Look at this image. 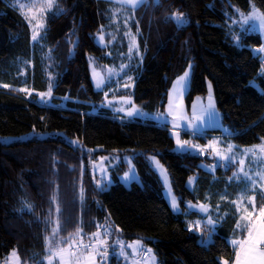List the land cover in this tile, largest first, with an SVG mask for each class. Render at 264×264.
<instances>
[{
	"label": "trees",
	"instance_id": "16d2710c",
	"mask_svg": "<svg viewBox=\"0 0 264 264\" xmlns=\"http://www.w3.org/2000/svg\"><path fill=\"white\" fill-rule=\"evenodd\" d=\"M12 2L0 0V83L45 90L52 81L55 104L0 87V136L33 130L64 132L80 138L85 147H100L97 154L133 152L141 183L127 187L116 175L108 188H100L90 171L88 153L60 134L0 141V261L15 250L21 264H46L48 255L74 237L87 238L113 223L124 238H142L160 264H223V260L232 264L236 249L227 234L234 231L236 215L227 217L223 232L208 245L200 243L199 235L187 226L185 212L172 210L148 157L156 155L168 169L183 209L188 199L197 200L187 185L190 176L199 174L201 199L211 187L222 192L225 181L211 186L212 175L200 166L202 157L176 152L168 126L127 120L106 109L96 111L104 92L94 88L89 56L99 63L112 62L108 48L95 38L104 27L116 28L115 4L57 0L62 12L54 6L34 41L28 21ZM252 4L264 13V0H160L159 6L149 2L132 9V28L143 53L134 89L136 103L150 110L164 109L174 81L192 64L187 101L205 95L210 80L231 139L242 146L264 140V71L260 54L253 51L263 38L257 32L237 29L235 33L230 25L234 6L248 11ZM176 12L190 22L178 27L167 19ZM116 30L120 35L113 49L125 51L124 32ZM112 36L108 34L107 40ZM62 97H68L65 104ZM54 194L56 203L51 199ZM114 260L111 256L109 264Z\"/></svg>",
	"mask_w": 264,
	"mask_h": 264
},
{
	"label": "rangeland",
	"instance_id": "374dc122",
	"mask_svg": "<svg viewBox=\"0 0 264 264\" xmlns=\"http://www.w3.org/2000/svg\"><path fill=\"white\" fill-rule=\"evenodd\" d=\"M113 2L115 5L113 7L112 22L118 30L124 32L123 34L127 40V49L125 51L120 49L115 51L113 49L120 32L117 33L116 28L112 24L108 28L104 27L96 35V42L108 48V56L112 58L111 63H99L93 56H89V67L94 88L104 92V99L96 107V111L106 109L114 116L127 120L148 121L161 126H168L175 140L174 149L176 152H189L202 157L200 166L212 175L211 186L225 181L224 188L220 192L218 187H211L209 192L205 193L204 199H201L199 174L190 176L189 179L195 177V182L189 183L188 179L187 185L195 193L197 200L188 199L184 209L180 204L179 197L174 192L168 169L154 154L149 155L148 160L150 166L160 176L163 183L164 196L172 210L177 213L185 212L187 226L199 235L200 243L208 245L216 233L223 232L222 227L225 225L227 217L236 215L234 231H230L227 234V240L235 247L237 253V251L241 250L240 244L233 245L232 241L240 242L247 238L248 227H251L248 218H251L252 222L255 223L259 219V209L264 205V179H261V176H264V151L261 150L264 147V140L253 145L242 146L231 139L230 128L224 125L222 121V114L217 107L213 84L210 80L207 81L208 91L205 95L195 96L190 103L187 101V94L190 91L192 81V64L174 81L168 93V100L164 109L150 110L136 103L134 89L136 78L140 73L139 65L141 64L143 53L139 48L135 30L132 28V23L135 19L132 9L129 8L131 6L123 3V0H113ZM12 3L28 21L32 37L35 32L37 35L36 40H38L41 30L46 25V15L52 9H41L44 0H13ZM21 5L23 6L21 7ZM234 9L235 14L230 17V25L235 33L239 32L237 30L239 29L257 32L264 37V27H261L260 21L255 19V16L264 14L260 9L254 4L251 5L248 11H243L237 6H234ZM179 13L182 12H176V14ZM241 14L244 16L254 14V19L249 21L248 24H244ZM183 15L187 22L182 26H185L190 22V19L184 13ZM253 25L255 26L253 27ZM108 34L113 35L111 41L107 40ZM237 42L239 43V41ZM262 69H264V66H262ZM185 73H188V75L181 81L180 78L184 77ZM98 83L99 87H97ZM50 85L52 86L51 96H48ZM209 86H211V91ZM0 87L15 88L19 91L23 89V92L27 94H35L41 103L55 104V95L53 93L55 83L52 81L49 82L45 90H32L30 86L26 85L16 87L13 83L3 82L0 83ZM41 93L45 94L43 100L39 95ZM62 99L61 104H65L68 97H62ZM210 103L213 106L212 109L209 108ZM134 109L138 110V112L131 116L128 115ZM212 111L216 114L214 119L209 117V113ZM194 116L199 119H194ZM196 125H200L199 131L195 130L194 126ZM215 130H219L221 133L210 134V132ZM53 134H60L72 145L84 148L89 155L90 171L94 175L97 184L99 181L98 186L100 188H108L115 182L116 175L127 187H130L134 181L141 183V176L134 162L135 153L133 152L97 154L95 151L100 150V147H85L80 138L69 137L64 132L46 133L33 130L18 136H0V141L8 143L16 140L44 138ZM178 138L180 141L188 142L183 149L177 144ZM193 145L197 147H192ZM229 145L232 146L231 153L228 151ZM253 149L255 150L254 153L246 151ZM216 152H220L223 156L233 155L234 160L226 167H213L218 163L220 165L226 163L216 155ZM241 160L244 161L243 165L239 163ZM241 167H243L244 172L255 177L254 184L246 186L239 179L229 180L233 173L243 176V173L239 172ZM120 168H123V170L119 171ZM256 196H258V200ZM173 198H175L178 210L173 209ZM225 202L228 203L227 206ZM190 204L197 207L195 209L190 208ZM200 205H204L207 208V212L200 211ZM192 213H195V215ZM209 217L215 222L214 226L206 223ZM196 221H200L199 228L195 224ZM238 223L241 225L239 228L237 227ZM245 225H248V227H245ZM104 226L105 228L95 233L99 234L98 238L93 235L86 238L80 234L74 237L68 245L55 249L46 257V264H49V256H52L51 264H109L111 256L115 258L114 264H160L153 248L147 245L142 238L126 239L121 234L120 228L113 223H108ZM242 230H244L243 233L240 232ZM81 243L83 245H91V247H77ZM128 245H132V247H128ZM69 251H74L75 255L70 256ZM53 253H57V255H52ZM142 253L146 255L143 257L141 256ZM225 261H222L223 264ZM0 264H21L17 251L13 250L0 261ZM227 264L229 263L227 262Z\"/></svg>",
	"mask_w": 264,
	"mask_h": 264
},
{
	"label": "snow or ice",
	"instance_id": "6c2138e0",
	"mask_svg": "<svg viewBox=\"0 0 264 264\" xmlns=\"http://www.w3.org/2000/svg\"><path fill=\"white\" fill-rule=\"evenodd\" d=\"M151 2L154 6H159L160 0H123V3L129 4L132 9H136L146 3ZM23 5H21L22 7ZM55 6L56 11H61L62 9H59V6L57 4V0H44V3L41 5V9L47 8L49 10L53 9V7ZM243 17V23L244 24H248L249 21H252L254 19V14H249L248 16H244L243 14H241ZM167 19L169 20H174L178 27L182 26L183 24H185L187 21L184 18L183 13H179L176 14L174 13L172 16L167 17ZM255 19H258L260 21V26L264 27V14H260L258 16H255ZM255 25H253L254 27ZM33 40L37 39V35L34 32L33 34ZM131 51V49H130ZM258 52H264V46H262L261 48H259L257 50ZM262 71H264V69H262ZM188 73H185L184 77H181L180 80H184L185 77H187ZM99 83L97 84V87H99ZM51 85L49 86V92L47 93L48 96H51ZM210 87V91H211V86ZM23 91V89H22ZM41 99H44V95L43 93L39 94ZM209 108L212 109L213 106L210 103L209 104ZM138 110H133L132 112H129L128 115H133L135 113H137ZM215 112L212 111L209 113V117L210 119H214L215 118ZM194 119H199L198 117L194 116ZM202 123H206V122H202ZM196 131L200 130V125H196L194 126ZM75 143V142H73ZM188 142L187 141H180L179 138L177 139V144L178 146L183 149L184 145H186ZM192 147H197L195 145H193ZM262 151H264V147L261 148ZM215 151V149H214ZM228 151L231 153L232 151V146L229 145L228 146ZM246 151H252L253 153L255 152V150H246ZM216 155L220 157L221 160H224L226 163L224 165H220L219 163L214 165L213 167H220V166H227L228 164H230L233 160H234V156L233 155H229V156H223L221 155L220 152H216ZM239 163L241 165L244 164V161L241 160L239 161ZM240 173H243V176L238 175V173H233V176L229 178V180H233V179H239L241 181H243L245 183V185L247 186L248 184H254L255 183V177L250 176L248 173L244 172L243 167H241L239 169ZM259 175V174H258ZM261 179H264V176H261ZM195 182V177H191L189 179V183H194ZM99 184V181H98ZM83 191V190H81ZM53 203H56L57 201V197L54 194L51 197ZM173 209L174 210H178V206L175 203V198H173ZM190 208L195 209L197 206L196 205H189ZM29 211H31V206H28ZM200 211L203 212H207V208L204 205H200L199 206ZM56 213L59 214L61 209L59 207V205L57 204V207L55 209ZM51 212V209H50ZM243 218V217H242ZM249 219V224H251V227H248V225H245V227H248V235L247 238L243 241H232L233 245L239 243L240 244V251H237L236 253V258L235 261L233 262V264H264V205H262L259 209V219L253 223L251 218ZM206 223L210 226H214V221L211 219V217H209L206 221ZM197 228H199L200 226V221H196L195 222ZM237 227H241V225L238 223ZM79 231V230H78ZM59 232V227L54 228L53 229V235H58ZM98 233L97 234H93L94 237L98 238ZM46 240H48V238L46 237ZM119 242V241H118ZM50 243V241H49ZM137 243H139V241H137ZM77 247H84V248H88L91 247V245H83V243H81L80 245H77ZM128 247H132V245H128ZM150 251V250H149ZM52 255H57V253H53ZM69 255L70 256H74L75 252L74 251H69ZM51 259L52 256L48 257L49 260V264H51ZM224 264H227V261L224 262Z\"/></svg>",
	"mask_w": 264,
	"mask_h": 264
},
{
	"label": "built area",
	"instance_id": "2783aa9c",
	"mask_svg": "<svg viewBox=\"0 0 264 264\" xmlns=\"http://www.w3.org/2000/svg\"><path fill=\"white\" fill-rule=\"evenodd\" d=\"M262 46H264V43L262 44ZM260 60H261V63L262 65L264 66V52H260ZM146 254L145 253H142L141 256H145Z\"/></svg>",
	"mask_w": 264,
	"mask_h": 264
},
{
	"label": "crops",
	"instance_id": "0c3cea01",
	"mask_svg": "<svg viewBox=\"0 0 264 264\" xmlns=\"http://www.w3.org/2000/svg\"><path fill=\"white\" fill-rule=\"evenodd\" d=\"M110 1H112L113 2V0H110ZM114 3V2H113ZM115 4V3H114ZM127 8H128V6H126ZM130 9H132L131 7H129ZM262 36V35H261ZM262 38H263V43H264V37L262 36ZM262 43V44H263ZM262 47V45H260L259 47H255V48H253V51L255 52V53H260V52H258L257 50L259 49V48H261Z\"/></svg>",
	"mask_w": 264,
	"mask_h": 264
}]
</instances>
